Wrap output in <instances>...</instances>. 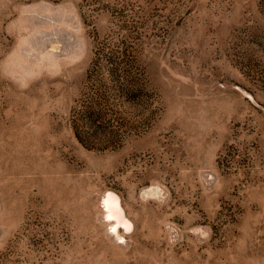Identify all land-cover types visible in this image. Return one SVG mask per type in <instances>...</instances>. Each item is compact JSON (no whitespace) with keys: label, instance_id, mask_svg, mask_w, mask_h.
I'll return each mask as SVG.
<instances>
[{"label":"rangeland","instance_id":"1","mask_svg":"<svg viewBox=\"0 0 264 264\" xmlns=\"http://www.w3.org/2000/svg\"><path fill=\"white\" fill-rule=\"evenodd\" d=\"M0 264H264V0H0Z\"/></svg>","mask_w":264,"mask_h":264}]
</instances>
